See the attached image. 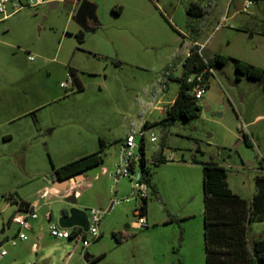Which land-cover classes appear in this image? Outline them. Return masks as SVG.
Segmentation results:
<instances>
[{
  "label": "rangeland",
  "instance_id": "374dc122",
  "mask_svg": "<svg viewBox=\"0 0 264 264\" xmlns=\"http://www.w3.org/2000/svg\"><path fill=\"white\" fill-rule=\"evenodd\" d=\"M50 1L51 8L23 9L0 22V230L14 211L27 216L12 200L39 205L37 219L0 234L6 251L0 264H86V254L97 258L90 264H205L202 166H222L228 189L252 199L255 179L264 177V82L238 77L228 60L214 67L196 118L162 121L179 90L177 64L191 29L199 32L206 61L220 54L264 69V0H248L247 8L246 0H85L97 19L89 30L74 21L83 0ZM192 3L207 13L188 14ZM173 64L174 79L167 81ZM144 122L155 124L144 137L149 178L141 228L131 182L111 174L127 133ZM100 142L103 165L75 182L74 206L88 214L111 200L129 201L101 217L97 238L84 233L83 249L49 233L70 208L64 193H39L51 186L52 166L96 152ZM18 229L27 240L13 246ZM261 238L264 222L250 223L248 245ZM32 242L41 244L36 253Z\"/></svg>",
  "mask_w": 264,
  "mask_h": 264
},
{
  "label": "trees",
  "instance_id": "16d2710c",
  "mask_svg": "<svg viewBox=\"0 0 264 264\" xmlns=\"http://www.w3.org/2000/svg\"><path fill=\"white\" fill-rule=\"evenodd\" d=\"M188 14L201 16L202 8L192 3ZM116 13L118 10H113ZM195 11V12H192ZM82 40V33L77 35ZM231 60L238 77L264 82V69L255 67L245 61L231 58L226 55H216L214 62L208 61L210 67L224 65ZM197 60H189L192 70L199 71L200 63ZM199 64V65H198ZM184 74V73H183ZM182 74V75H183ZM173 80V79H172ZM179 84V90L173 103L166 109V117L162 121L169 124L175 119L189 120L196 118L200 113L199 101L187 90L182 78H175ZM154 123L144 122L149 128ZM246 139V138H245ZM139 167L142 179L147 184L149 170L146 167L144 155V140H141ZM103 144L100 142L98 151L85 155L79 159L70 161L57 168H52L51 179L53 182L62 181L70 177L82 174L103 165ZM203 243L205 252V264H264V238L255 240L248 245L247 228L250 223L264 222V177L255 179L256 193L250 201L244 200L233 194L226 184V170L222 166L209 162L203 164ZM261 168H264L261 166ZM146 201L143 200V210L146 214ZM18 204V209L28 211L31 203L23 200H12ZM66 212H63L64 214ZM116 238L119 242L120 239ZM86 264L94 262L97 258L85 255Z\"/></svg>",
  "mask_w": 264,
  "mask_h": 264
},
{
  "label": "built area",
  "instance_id": "2783aa9c",
  "mask_svg": "<svg viewBox=\"0 0 264 264\" xmlns=\"http://www.w3.org/2000/svg\"><path fill=\"white\" fill-rule=\"evenodd\" d=\"M50 0H0V22L7 20L17 12L23 9L37 8L44 4H49ZM250 1L246 0L244 7L247 8L250 5ZM204 44H198L196 42H191L190 44H184L183 57L180 63L181 69V78L183 82L189 86L187 90L197 101H200L204 94L206 93L209 82L211 79L215 78L216 71L213 67H210L208 61L203 58L202 51ZM32 58L29 57V60ZM197 60L196 62L200 63L201 69L199 71L192 70V66L188 64L189 60ZM199 65V64H198ZM184 73V74H183ZM183 74V75H182ZM164 77L167 81L172 80L173 77V67H169L165 71ZM167 81L160 82L159 89L164 91L167 86ZM148 130L144 125H142L137 130H132L127 133L125 139L121 143L120 153H119V162L116 165V169L111 177L114 181L118 180L121 177H126L131 182V196L137 201V207L134 210V215L137 218L136 227H145L146 226V214L143 210V200L147 198V185L142 179V173L139 167L140 161V150L138 148V153L134 152L136 148L135 138L139 136L141 140H144L145 132ZM140 140V142H141ZM149 141L151 143L156 142V138L150 134ZM140 146V145H139ZM172 155H170V158ZM264 172V168H260ZM80 185L76 183L69 184L67 189L63 191V197L69 195L70 193L74 194V197L79 195ZM49 194L48 190H43L39 193V198H45ZM129 201L128 198L121 200H111L106 209L96 210L90 209L87 217L89 222V228L87 233L92 237L97 238L99 236L97 231V225L103 215L108 213L113 209V207L119 203ZM38 208V203L35 202L31 204V209L27 212V216L18 217L17 213L15 214L12 223H17L21 227L26 226L27 219H37L36 209ZM50 219V215L48 216ZM30 229V228H29ZM49 233L51 236L58 239H74L75 243L81 242L82 248L85 249L88 246L87 240L84 238V233L80 228L74 227L71 229H63L58 227V225H50ZM17 240H26V235L20 230L16 233L14 239H12L11 244L16 245ZM36 248V245H34ZM6 255L5 250L0 251V259Z\"/></svg>",
  "mask_w": 264,
  "mask_h": 264
},
{
  "label": "water",
  "instance_id": "95a60500",
  "mask_svg": "<svg viewBox=\"0 0 264 264\" xmlns=\"http://www.w3.org/2000/svg\"><path fill=\"white\" fill-rule=\"evenodd\" d=\"M56 4V2H50L48 4L49 8L53 7ZM91 20L93 22H96V16H95V7L83 0L79 4L75 15H74V21L75 23L82 29V30H89L88 27H86V21ZM220 72V71H218ZM240 138L243 137L240 135ZM82 179V174L76 175L74 177H70L68 179L62 180V181H55L54 182V188L59 191H65L69 184L78 182ZM64 200L66 203L70 205V208L66 211V213L61 214V216L57 220V225L60 228L63 229H71L74 227L80 228L83 232H87L89 228V222L87 214L76 208L74 205L76 203V198L74 197L73 193H70L66 197H64ZM17 212L14 211L6 220L4 226L0 230V234H3L6 230L10 229V226L12 224L13 218ZM128 227V226H126Z\"/></svg>",
  "mask_w": 264,
  "mask_h": 264
},
{
  "label": "crops",
  "instance_id": "0c3cea01",
  "mask_svg": "<svg viewBox=\"0 0 264 264\" xmlns=\"http://www.w3.org/2000/svg\"><path fill=\"white\" fill-rule=\"evenodd\" d=\"M255 1V0H254ZM196 4H198V3H196ZM199 5V4H198ZM200 6V5H199ZM201 8H202V6H200ZM207 13V11L206 10H203V8H202V12H201V16H204L205 14ZM198 34H199V32L196 30V29H191V35L188 37V44H190L191 42H196V43H198V44H202V43H199L198 42ZM183 45V44H182ZM184 51V50H183ZM202 55H203V53H202ZM182 57H183V52H181V58L180 59H182ZM203 58L205 59V57L203 56ZM206 60V59H205ZM180 63H181V61H179L178 62V67L180 68ZM169 67H173L174 68V64L173 65H169ZM172 79H174V77H172ZM84 179V175H82V179L80 180V181H82ZM44 190H48L49 191V194H59V195H61V193L63 192V191H58L57 189H55L54 188V182L53 181H51V186L49 187V188H46V189H44ZM36 201H34V202H32L31 204H33V203H35ZM39 206V205H38ZM50 219H51V216H50ZM21 229H18L17 230V232L18 231H20ZM30 232H32V228H30V230H29ZM15 237V236H14ZM39 238L41 239L42 237H40L39 236ZM27 240V239H26ZM22 241V240H21ZM25 241V240H24ZM34 245H36V248L34 247ZM41 248V244L39 243V242H32V244H31V250L33 251V252H37L39 249ZM85 261H86V258H85Z\"/></svg>",
  "mask_w": 264,
  "mask_h": 264
},
{
  "label": "flooded vegetation",
  "instance_id": "af4514ba",
  "mask_svg": "<svg viewBox=\"0 0 264 264\" xmlns=\"http://www.w3.org/2000/svg\"><path fill=\"white\" fill-rule=\"evenodd\" d=\"M80 3H81V1L80 2H77V4H76L77 8H78V6H79ZM77 8H76V10H77ZM90 25H92V21L91 20H87L86 21V27H88V29L91 28ZM240 135L243 137L242 139H245L246 138V136L243 133H240Z\"/></svg>",
  "mask_w": 264,
  "mask_h": 264
}]
</instances>
